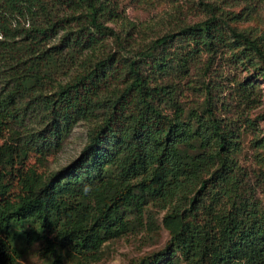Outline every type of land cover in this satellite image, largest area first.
<instances>
[{
  "label": "trees",
  "instance_id": "trees-1",
  "mask_svg": "<svg viewBox=\"0 0 264 264\" xmlns=\"http://www.w3.org/2000/svg\"><path fill=\"white\" fill-rule=\"evenodd\" d=\"M231 1L264 4L199 0L204 19L144 41L117 30L122 0H0V264H19V238L96 254L150 199L167 208L165 251L186 264H264V204L233 155L239 121L253 120L229 115L217 84L188 117L176 98L174 75L203 53L264 77L262 37L230 23ZM249 83L236 80L230 97L251 100ZM81 120L91 126L76 157L47 174L27 166Z\"/></svg>",
  "mask_w": 264,
  "mask_h": 264
},
{
  "label": "rangeland",
  "instance_id": "rangeland-1",
  "mask_svg": "<svg viewBox=\"0 0 264 264\" xmlns=\"http://www.w3.org/2000/svg\"><path fill=\"white\" fill-rule=\"evenodd\" d=\"M198 1L122 0L125 18L116 28L122 35L132 28V37L147 41L175 30L178 25L204 19L206 14ZM224 8L231 24L252 30L264 42V4L253 6L245 1H231ZM247 68V65L235 68L230 63L224 64L219 56L210 58L208 53H203L192 63L185 76L174 75L177 81L176 98L185 108V116L188 117L207 108L211 101L207 96V86L211 85L215 89L217 84L220 88L217 93L224 94L227 104L229 102V115L235 118L242 114L249 115L253 120L252 124L249 125L241 119L239 121L242 125L233 155L247 171L250 186L248 196L264 204V77ZM243 78L251 82L249 84L253 97L242 104L235 95L231 94L230 97V90L236 80ZM90 126L91 122L87 120L79 121L65 138L62 147L50 154L44 164L32 155L27 160V166L34 164L39 171L47 174L68 163L79 154L86 143ZM12 181L16 182L17 179ZM18 191V184H13L10 188L11 194L14 196ZM166 212V207L150 199L141 211H130L126 215L128 223L125 231L105 237L99 252L87 257L67 246L58 245L50 252L45 240L24 243L19 238L13 241V245L17 246V260L19 264H50L61 256L64 264H186L174 247L165 251L170 238L169 228L164 222ZM161 251L162 254H158ZM151 254H155L154 259L144 261Z\"/></svg>",
  "mask_w": 264,
  "mask_h": 264
}]
</instances>
